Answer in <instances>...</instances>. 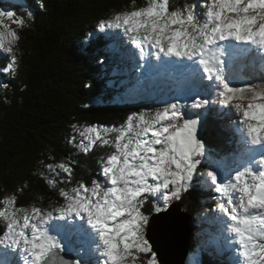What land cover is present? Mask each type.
I'll return each mask as SVG.
<instances>
[{
	"label": "snow or ice",
	"instance_id": "snow-or-ice-1",
	"mask_svg": "<svg viewBox=\"0 0 264 264\" xmlns=\"http://www.w3.org/2000/svg\"><path fill=\"white\" fill-rule=\"evenodd\" d=\"M15 7H25L23 0L0 5V28L5 18L24 26ZM105 38L139 58L134 70L179 74L177 92L160 99L159 108L129 114L119 128L73 125L80 140L72 136L68 143L85 155L97 144L113 150L101 158L90 185L60 190L64 203L55 209L16 208L15 195L3 202L0 264H160L157 253L170 229L160 214L194 180L216 194L214 222L230 257L226 264H264V84L240 80L233 68L237 58L255 59L253 53L264 63V0H195L175 9L170 0H146L86 34L85 43H98L97 56L114 62L116 56L105 54ZM18 39L16 31L0 30V55L12 54ZM7 58L5 74L16 66L15 55ZM224 118L242 153L228 170L211 158L204 139ZM46 167L71 181L70 164ZM73 236L83 241L77 258L66 261L62 254Z\"/></svg>",
	"mask_w": 264,
	"mask_h": 264
},
{
	"label": "trees",
	"instance_id": "trees-1",
	"mask_svg": "<svg viewBox=\"0 0 264 264\" xmlns=\"http://www.w3.org/2000/svg\"><path fill=\"white\" fill-rule=\"evenodd\" d=\"M16 2L0 0V5L7 7ZM194 2L170 0V9ZM23 3L25 7L13 10L18 19H24V26L7 20L19 37L21 62L14 71L6 74L0 71V209L2 201L13 195L16 208L55 209L64 203L60 190L70 191L81 181L90 185L98 177L101 158L112 151L110 146L97 144L85 155L76 145L68 143L72 136H76L77 142L80 140L72 126L119 128L129 114L161 106L160 99L175 95L177 82L167 78L153 87L147 84L145 87L154 91L153 98L139 100L137 90H131L133 81L134 86L139 81L133 68L137 59L123 55L107 38L104 51L109 57H117L114 62L97 56V42L85 43L86 34L93 32L99 21L142 7L146 0H23ZM6 55H0V69L9 62ZM238 69L240 80L264 84V63L259 56L243 57ZM158 73L159 70L155 72ZM218 124L219 131L207 129L204 139L210 146L211 158L224 164V168H232L234 160L241 157L240 147L236 146L239 143L233 132L228 131L227 118L220 119ZM61 161L72 168L70 182L59 168L49 171L46 167ZM49 179L55 182L54 186L49 185ZM193 184L176 201L191 217L193 232L200 233L201 239L193 233L191 252L196 259L199 254L205 264H226L230 257L214 222L215 193L197 185L195 180ZM196 211H200V216L203 213L205 222L201 217L193 218ZM5 227L6 222L0 219V233Z\"/></svg>",
	"mask_w": 264,
	"mask_h": 264
},
{
	"label": "water",
	"instance_id": "water-1",
	"mask_svg": "<svg viewBox=\"0 0 264 264\" xmlns=\"http://www.w3.org/2000/svg\"><path fill=\"white\" fill-rule=\"evenodd\" d=\"M160 215L167 216L170 224L167 243L157 253L160 264H188L193 244L191 217L182 210V204L176 201L167 213ZM62 255L66 261L75 260L74 255ZM201 264H205L202 257Z\"/></svg>",
	"mask_w": 264,
	"mask_h": 264
},
{
	"label": "rangeland",
	"instance_id": "rangeland-1",
	"mask_svg": "<svg viewBox=\"0 0 264 264\" xmlns=\"http://www.w3.org/2000/svg\"><path fill=\"white\" fill-rule=\"evenodd\" d=\"M3 24H4V27L3 28H0V30H8V29H11V30H14V29H12V27L7 23V18H5L4 19V21H3ZM17 45H18V42H16L15 43V46L13 47V53L12 54H10V55H15V57H16V66H15V68L17 67V66H19V62H21L20 60H21V55H20V53H19V51H18V47H17ZM0 52H2V50H0ZM9 54L8 55H6V57L7 56H10ZM257 55V54H256ZM136 59H137V61H138V63H142L141 61H139V58L138 57H136ZM238 60L236 59V60H234V62H233V68H234V70L236 71V73H237V75H238ZM136 71V76H137V78H138V80H139V83L138 84H136L137 86H134L135 84H133L134 83V81H133V83H132V89L131 90H137V93H138V99L139 100H141L142 98H144V97H146L147 99H152L153 98V92L154 91H152V90H150L149 88L147 89V86H150V87H153L156 83L158 84L159 82H162V79H165V78H168L169 77V79H174L175 80V78L173 77V76H171V74H170V72L169 71H165V70H159V73H158V75H156L155 74V72H157V70H155V71H151V72H142V71H140V70H135ZM176 75V74H175ZM177 76H179V74L177 75ZM239 76V75H238ZM162 77V78H161ZM240 78V77H239ZM180 79V77L178 78V80ZM167 80V79H166ZM178 80H175L176 82L178 81ZM148 84V85H147ZM145 85H147L146 87H145ZM134 96H136V95H134ZM135 98V97H134ZM137 99V100H138ZM157 104H159L158 102H156ZM159 107H161V106H155V107H152L151 108V110L152 109H155V108H159ZM229 127V126H228ZM228 131H230L231 133L233 132L232 130H231V128L229 127L228 128ZM79 136V135H78ZM236 146H239L240 147V145H238L237 143H236ZM111 150H113L112 148H111ZM215 160V159H214ZM215 161H217V160H215ZM218 163H219V165L223 168V169H225V170H228V169H231V168H229V167H226V168H224L225 166H224V164H222L221 162H219V161H217ZM239 162V159H235L234 160V165H233V167L232 168H234L236 165H237V163ZM233 164V163H232ZM184 194V193H183ZM183 194L181 195V197L183 196ZM215 196H216V194H214V198H215ZM6 199H10L9 197H7ZM6 199H4L3 201H2V203L6 200ZM173 203H175V201L173 202ZM187 206V205H186ZM151 210H152V203H151V200H149L146 204H145V206H144V211L147 213V212H151ZM183 210V209H182ZM194 216H195V218H198V217H201L202 218V220H203V222H205V216H203V213H202V215L200 216V211H196L194 214H193V218H194ZM193 233H195V235L196 236H199L200 235V233H199V231L198 230H196V232H193ZM74 237V238H73ZM71 239H70V241H69V243H70V247L68 248V249H66L65 250V252L63 253V254H68V255H74L75 256V259L77 258V256H76V251H75V249H77V248H79L80 246H81V244H82V241H83V238L82 237H79V236H73ZM199 238L201 239V237L199 236ZM81 254H83V252H81ZM196 259V256H195V254H191V256L189 257V260H188V264H201V257H200V255L198 254L197 255V259ZM18 259V258H17Z\"/></svg>",
	"mask_w": 264,
	"mask_h": 264
},
{
	"label": "bare ground",
	"instance_id": "bare-ground-1",
	"mask_svg": "<svg viewBox=\"0 0 264 264\" xmlns=\"http://www.w3.org/2000/svg\"><path fill=\"white\" fill-rule=\"evenodd\" d=\"M233 136H234V138L236 139V136H235V134L233 133Z\"/></svg>",
	"mask_w": 264,
	"mask_h": 264
}]
</instances>
